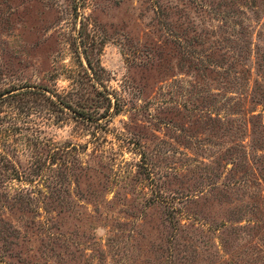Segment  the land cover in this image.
<instances>
[{"label": "rangeland", "instance_id": "1", "mask_svg": "<svg viewBox=\"0 0 264 264\" xmlns=\"http://www.w3.org/2000/svg\"><path fill=\"white\" fill-rule=\"evenodd\" d=\"M25 85L95 118L0 105V264H264V0H0Z\"/></svg>", "mask_w": 264, "mask_h": 264}, {"label": "trees", "instance_id": "2", "mask_svg": "<svg viewBox=\"0 0 264 264\" xmlns=\"http://www.w3.org/2000/svg\"><path fill=\"white\" fill-rule=\"evenodd\" d=\"M90 68V67H89ZM90 70V69H89ZM91 76H89L95 83H98L99 75H97L95 72L90 70ZM100 93V91H99ZM106 95V94H105ZM107 98V96H105ZM105 98V99H106ZM34 101L38 106L43 107L47 106L48 109H53L55 113L57 112H66V113H76L77 116L82 119V121H91V119L95 118L92 115L85 112V110L88 109V107H84V104H78V102H72L68 98L65 99L64 97L58 95L53 90H50L49 88H43L40 86L36 87H30V86H21L18 88H4L0 90V105L4 104L5 101H8L9 103H22L27 104V102ZM107 103L103 106H95L96 108H103L105 111L108 110L111 107L110 99H106ZM112 106L114 107V102L112 103ZM50 107V108H49ZM56 107V108H55ZM58 108V109H57ZM77 108H80L78 110ZM50 111V110H49ZM0 129L2 128V118L0 117ZM1 131V130H0ZM59 160V157H57L56 151H40L37 156L36 164L34 165V173L35 175H42V170L45 168H52L57 161ZM13 172V169H11ZM7 173V172H6ZM12 173H8L7 176L9 178H14L16 176H12ZM15 175V174H14ZM176 229V228H174ZM174 250V246H169L168 249V255L167 257V263H171V255L172 251Z\"/></svg>", "mask_w": 264, "mask_h": 264}]
</instances>
